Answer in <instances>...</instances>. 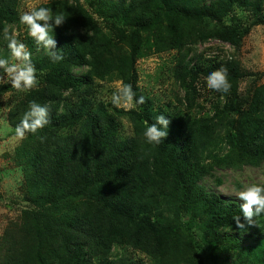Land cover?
<instances>
[{
    "label": "trees",
    "instance_id": "obj_1",
    "mask_svg": "<svg viewBox=\"0 0 264 264\" xmlns=\"http://www.w3.org/2000/svg\"><path fill=\"white\" fill-rule=\"evenodd\" d=\"M263 1L39 4L66 16L54 28L64 59L53 62L28 33H17L38 83L27 93L12 89L8 122L14 134L30 100L47 104L50 119L15 147L26 205L0 236V264H147L131 251L151 264H207L206 256L216 264L222 255L226 264H264V215L249 225L242 200L203 182L218 169L264 163V83L241 93L240 59L191 54L209 39L240 47L250 26L241 28L236 16L250 10L255 23H264ZM20 2L0 0V56L10 55L3 29L23 26ZM169 49L179 50L170 66L181 90L176 102L141 86L138 69L141 58ZM216 69L226 71L228 93L203 83ZM116 80L132 85L134 103L144 102L129 111L113 105L105 82ZM205 94L215 95L213 113L200 101ZM161 113L170 119L168 135L148 144L145 121Z\"/></svg>",
    "mask_w": 264,
    "mask_h": 264
},
{
    "label": "rangeland",
    "instance_id": "obj_2",
    "mask_svg": "<svg viewBox=\"0 0 264 264\" xmlns=\"http://www.w3.org/2000/svg\"><path fill=\"white\" fill-rule=\"evenodd\" d=\"M47 1L49 0H21L20 14L29 10L30 7H36ZM252 14L249 10L241 12L240 16H236L240 20L241 28H249L250 26V29L242 36L240 47L236 48L232 44L219 39H209L194 46L191 53L192 55L201 54L207 58L225 59L232 56L240 59L242 71L244 72L239 83L241 93H246L249 87L254 89L264 83V76L260 77L258 75L264 71V23H255ZM17 33H20L21 37L24 38L27 35L25 33H28L26 25L16 30L15 34L17 35ZM178 53V49H169L161 53H152L141 58L138 62L141 86L151 89L152 93L161 101L171 99L176 102L178 94H181L179 85L170 72L174 56ZM0 75L6 78V73L1 72ZM120 82V80L107 81L105 84L107 87L113 88L114 91ZM203 83L207 86V83ZM6 86L10 88L8 90L4 89ZM201 88L203 89V85H201ZM12 92L10 82L0 83V236L10 226L11 221L19 217L22 207L26 205L22 190L23 173L13 160L14 150L20 139L13 134V126L8 122ZM211 92L209 91V93ZM106 93L111 97L113 92L107 91ZM211 96L214 97L215 95L212 94L206 99L205 94L200 99L208 107L209 113L214 111L212 108L213 103L210 100ZM124 121L128 122L126 118ZM254 181H264V163L260 166L245 165L240 169H218L215 172V177L206 176L203 178V182L208 185L210 190L223 197L239 200L241 199L236 193L240 190L241 185ZM130 254L134 257L141 256L147 264H151L150 259L144 253L131 251ZM206 262L207 264H213L207 256ZM216 264H226L225 255H222Z\"/></svg>",
    "mask_w": 264,
    "mask_h": 264
},
{
    "label": "clouds",
    "instance_id": "obj_3",
    "mask_svg": "<svg viewBox=\"0 0 264 264\" xmlns=\"http://www.w3.org/2000/svg\"><path fill=\"white\" fill-rule=\"evenodd\" d=\"M66 19L63 12H54L45 6L30 7L20 15V23L26 25L28 35L42 46L53 62L64 59L63 51L56 48L54 38L55 26L61 25ZM43 22V23H41ZM3 40L10 55L0 56V69L6 73V78L0 75V83H11V89L19 93H27L38 83L37 69L32 60V53L26 44L18 39L14 30L7 27L3 29ZM209 89L228 93L232 87L227 73L223 69L209 71L206 76ZM135 93L131 84L120 82L111 96V103L125 111L131 110L135 103L142 104L144 98L140 97L134 103ZM223 98V97H221ZM50 119V109L47 104L30 100L22 118L15 125L14 135L24 139L27 134H36L43 129ZM170 119L163 113L157 115L153 123L145 121L142 135L148 144H159L168 135ZM236 195L243 201L240 209L244 221L249 225L258 224L257 220L264 215V181L244 183ZM239 227H244V221L239 215L234 216Z\"/></svg>",
    "mask_w": 264,
    "mask_h": 264
}]
</instances>
